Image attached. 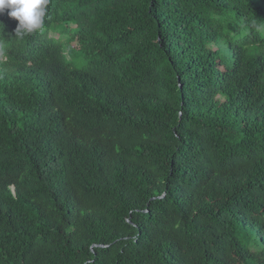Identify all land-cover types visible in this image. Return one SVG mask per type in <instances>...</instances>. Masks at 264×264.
Returning a JSON list of instances; mask_svg holds the SVG:
<instances>
[{"label": "trees", "instance_id": "16d2710c", "mask_svg": "<svg viewBox=\"0 0 264 264\" xmlns=\"http://www.w3.org/2000/svg\"><path fill=\"white\" fill-rule=\"evenodd\" d=\"M0 22V264H264V0Z\"/></svg>", "mask_w": 264, "mask_h": 264}, {"label": "clouds", "instance_id": "9594fccd", "mask_svg": "<svg viewBox=\"0 0 264 264\" xmlns=\"http://www.w3.org/2000/svg\"><path fill=\"white\" fill-rule=\"evenodd\" d=\"M48 3L49 0H0V15L7 10V15L18 21L14 36L22 40L43 30ZM0 26L4 27L2 22Z\"/></svg>", "mask_w": 264, "mask_h": 264}, {"label": "rangeland", "instance_id": "374dc122", "mask_svg": "<svg viewBox=\"0 0 264 264\" xmlns=\"http://www.w3.org/2000/svg\"><path fill=\"white\" fill-rule=\"evenodd\" d=\"M63 47L65 57L69 63H72L76 68H81L86 64V60L80 52H77L67 44H65Z\"/></svg>", "mask_w": 264, "mask_h": 264}]
</instances>
